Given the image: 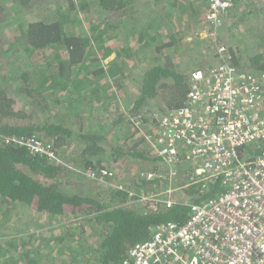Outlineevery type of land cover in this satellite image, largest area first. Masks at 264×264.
I'll return each instance as SVG.
<instances>
[{
	"label": "trees",
	"instance_id": "trees-1",
	"mask_svg": "<svg viewBox=\"0 0 264 264\" xmlns=\"http://www.w3.org/2000/svg\"><path fill=\"white\" fill-rule=\"evenodd\" d=\"M58 1H62L64 7L59 6L57 16L50 20L28 22L13 31V36L17 37L11 44L13 50L31 58L30 67L20 71V81L16 82L18 86H10L4 73L0 76V207L8 209L19 205L52 219L66 215L83 217L87 224L95 227L93 232L98 238L92 246L83 239L85 233L81 230L72 234L65 232V235L54 240L63 246L66 240L73 242L76 237L77 240L73 243L79 241V245L75 246L80 258L85 260L84 264H120L127 251L135 244L148 240L157 225L185 223L191 214V205L216 198L225 192V187L221 185L219 178H216L211 180L205 189L190 188V191H187L193 196L190 201H181L170 208L155 209L149 206L144 208L130 206L127 201L128 190H114V194L111 193L108 196L109 200L106 201L98 192L82 193L77 186H72L74 183L71 177H68V173L72 175L73 172L61 157V147L65 148L68 144L83 145L77 158L73 157V161L78 170H81L79 177H87L88 171L97 173L101 169H106L103 168V161L100 159V155L103 157L106 153L103 144L106 136L81 129L82 125L77 121L81 105L69 107L68 102L66 107L56 110V107L61 106L60 97L65 92L69 93L71 89L73 94L79 86L78 81L74 82L77 78L76 70L84 66L88 60V48L92 45L97 44L96 50L100 60L110 61L107 62L108 66L119 59L129 61L133 59V55L130 47L113 43L106 29L97 30L93 27L90 30L91 37L88 34L78 35L70 30L66 32L64 24H68L71 14L86 12L88 9L84 6L85 2L76 4L74 0ZM94 1L101 11L114 14L115 18L126 14L128 10L124 0ZM13 3L20 5L22 9L30 10L36 5V0H14ZM4 11V5L0 1V19L4 16ZM104 25L108 28L106 24ZM169 45L170 43H167L163 49ZM48 50L53 56L50 54L42 65H37V59L43 58ZM153 51L159 53L161 49L155 46ZM153 58L140 78L141 83L136 85L138 88L136 99L121 119L127 118L126 121H130L140 117L141 113L137 111L155 97L161 99L166 111L184 106L190 76L178 72L169 57H166L164 62L160 61V58ZM235 61V58L231 59V63L234 62L235 67L241 69ZM249 64L248 68L264 74V52L254 55ZM115 69L117 70V67L110 69L108 74L112 78H115L113 77L116 74ZM95 74L104 75L105 71L101 68ZM115 84L117 85V81ZM101 96L99 90L96 101ZM17 97L24 100V107L21 109L16 107ZM53 109L56 110L54 115ZM23 137H38L47 142L51 146L54 159L44 154H30L25 147L18 146L12 141L14 138ZM245 150L251 155L250 159L263 157L264 140L258 144L238 148L240 159L244 158ZM113 153L117 158L127 157L149 164L153 170L151 172H157L161 166L160 159L155 154L141 149L139 143L130 148L115 149ZM111 171L115 174L113 170ZM140 175L142 174L134 180L135 187L145 190L152 188L150 190L153 192L158 190L160 183L153 181L147 184ZM80 245L87 246L88 258L78 250ZM31 252L26 253L18 261L15 259V263L13 261L11 264H19L21 260L25 264H41L37 258H32ZM73 256L75 257L71 259L70 264H80L76 254Z\"/></svg>",
	"mask_w": 264,
	"mask_h": 264
},
{
	"label": "rangeland",
	"instance_id": "rangeland-1",
	"mask_svg": "<svg viewBox=\"0 0 264 264\" xmlns=\"http://www.w3.org/2000/svg\"><path fill=\"white\" fill-rule=\"evenodd\" d=\"M0 1L5 8L4 16L0 19V76L4 73L8 84H11L10 86L12 87H17L18 85L16 84L18 83L16 82L20 81V71L30 67L31 58L18 54L13 50L11 44L14 42L13 39L17 38L13 36V31L15 32L19 26L31 21L52 19L57 16L59 6L63 4L62 1L58 0H36V5L28 10L22 9L18 4H14V0ZM74 1L76 4L85 2L84 6L88 10L86 12L72 13L68 24H64L66 32L70 30L78 35L88 34L91 37L92 31L90 30L93 27H96L97 30L106 29L113 43L124 46L125 41L130 42L131 39V42L135 43L132 37L142 29L147 33L154 29V24L148 23L149 18L143 17L146 6L144 7L141 0H124L126 9H128L126 10L127 13L121 14L118 18H115L114 14L101 11L94 0ZM60 7L63 8L64 5ZM204 26L205 32L192 37L191 41L186 42L182 37L181 39H176L174 45H169L165 49L163 47L168 43L167 37H153V41H146L152 44H149L143 51L134 53L133 59L129 61L119 59L112 62L111 66L100 60L96 50L97 44L88 48L86 65L84 64V66L76 70L77 78L74 82L78 81L80 83L79 86L76 87L73 94V89L69 93L65 92L62 94L60 97L61 106L56 107V110L66 107L68 102L70 103L69 107L77 106V104L78 106L81 105L79 107V117L83 120V129L91 130L90 133L97 130L96 126L93 128L97 119V112L105 120L103 121V130L106 138L103 144L106 153L103 157L100 155V159L103 161V168L115 172L113 174L114 181L111 184L128 187L126 189L133 194L142 192L156 193L172 188L174 191L171 193V198L174 199L175 204L181 201H190L193 198L187 191L196 186H187L190 180L186 178L172 181V186H169L167 181H161L157 187L158 190L154 192L150 190L152 188H147L146 190L138 189V187L134 186V180L138 178L139 174L151 172V166L127 157L117 158L113 151L120 148H130L139 143L141 149L153 154L152 145L145 142L140 131L142 130L144 133L151 132L157 123V119L166 112L161 99L155 97L142 106L137 111L141 113V116L132 119L133 122L131 119L130 121H126L127 118L121 119L122 115L126 114L128 107L136 99L138 91L136 87L138 83L136 82L139 81L146 67L152 63V57H154L153 59L160 58V61L163 62L166 57H169L175 69L188 76L196 70L207 72L221 62H228L227 59L229 64L236 66L233 64L234 62L231 63L232 58L236 59L235 62L242 70L259 74L248 67L250 59L254 55L264 52V0H234L232 7L222 16L220 26H217L216 29H208L206 24ZM126 27L130 29L132 37L125 35L124 30ZM161 35L164 34L161 32ZM155 46L161 49L159 53L153 51ZM50 54L52 55L51 51H46L43 58L39 57L37 59V65H42ZM111 67H117V70L115 69L116 74L113 76L117 80L108 75L110 69H112ZM101 68L105 71V74L96 75L95 73ZM115 81H117V85ZM99 90L101 95H104L101 96V101H96ZM67 98H75V100H62ZM23 104V99H16V107L18 109L23 108ZM56 110H52L53 115ZM108 126L109 130L106 131ZM82 147L81 143L76 144V146L68 144L65 148L61 147V157L73 172L71 173L72 175L68 173V177H71L74 183L72 186H77V189L82 193L98 192L104 200H109L108 196L111 193L114 194L113 185L108 184L106 186L87 179V177H79L81 170H78L73 157L79 155L78 153ZM243 154L244 160H250L251 155L248 151L245 150ZM190 167V163L184 161L181 162L176 170L178 173H182L183 170L190 169ZM160 169L162 170L164 167L161 165L158 170ZM127 201L129 202L128 199ZM133 208L139 207L133 206ZM80 230L84 231L83 239L89 245L92 246L97 241L98 237L93 232L95 227L92 228L87 224L83 217L78 218L66 215V217L52 219L19 205L11 206L8 209L0 207V264H11L13 261L15 263V259L16 261L20 260L29 251H32V258H37L38 261H41V264H70L72 263L71 259L75 257L73 254H76V259L80 260V264H84L85 260L80 258L75 246L79 245V241L73 243L77 240L76 237L73 242L66 240L62 244L63 246L58 245V242L54 240V238L65 235V232L72 234L74 231ZM86 247L80 245L78 250L88 258L89 255L87 256V254H89V251ZM19 264L25 263L21 260Z\"/></svg>",
	"mask_w": 264,
	"mask_h": 264
},
{
	"label": "built area",
	"instance_id": "built-area-1",
	"mask_svg": "<svg viewBox=\"0 0 264 264\" xmlns=\"http://www.w3.org/2000/svg\"><path fill=\"white\" fill-rule=\"evenodd\" d=\"M233 1L205 0L208 29L221 25ZM228 62L191 73L184 106L166 111L151 132L140 131L164 167L140 175L147 184L167 181L172 186V181L186 178L187 186L205 189L219 178L225 192L191 205V214L181 225H157L150 238L131 247L120 264H264V156L244 160L237 153L240 147L264 140V74ZM12 141L30 154L54 159L51 146L38 137ZM184 161L191 167L178 173L176 168ZM113 174L101 169L88 171L87 177L107 186L114 181ZM112 188L127 190L119 185ZM173 191L128 194L131 205L156 209L175 204Z\"/></svg>",
	"mask_w": 264,
	"mask_h": 264
},
{
	"label": "crops",
	"instance_id": "crops-1",
	"mask_svg": "<svg viewBox=\"0 0 264 264\" xmlns=\"http://www.w3.org/2000/svg\"><path fill=\"white\" fill-rule=\"evenodd\" d=\"M141 2L144 4V7L146 6V10L143 12V17L149 18L148 23L154 24V29L148 33L144 29H142L132 37L129 31L130 29L126 27V29L124 30L125 35L127 34L128 36H131L135 43H132L131 39L130 42L125 41L124 46L130 47V52L132 53V55H134V53H136L137 51H143L144 48L149 46V44H152L147 43L146 41H153V37L166 36L167 42L170 43V45H174L176 39H181L183 37L184 41L189 42L191 41L192 37L205 32V0H141ZM161 32L164 35H161ZM112 57L113 56L110 57V60H112ZM107 62L108 60H105V63ZM140 80L141 79H139V81H137L136 83H141ZM98 101L101 100L99 99ZM77 121L82 125L83 129L84 124L83 120H81V117H78ZM103 121L105 120L102 119L97 112V119L93 125V128H95L96 126L97 129L96 131H94L95 133L105 135V132L103 130ZM83 130L89 133L91 132V130H88L86 128H84ZM107 130H109V126L106 128V131ZM128 200V204L131 206L130 195L128 196Z\"/></svg>",
	"mask_w": 264,
	"mask_h": 264
}]
</instances>
